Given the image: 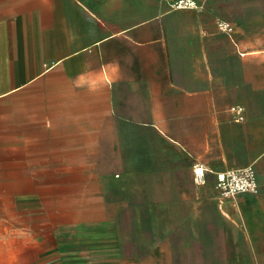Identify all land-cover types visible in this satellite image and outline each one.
I'll list each match as a JSON object with an SVG mask.
<instances>
[{
  "label": "crops",
  "instance_id": "crops-1",
  "mask_svg": "<svg viewBox=\"0 0 264 264\" xmlns=\"http://www.w3.org/2000/svg\"><path fill=\"white\" fill-rule=\"evenodd\" d=\"M177 2L0 0V150L50 168L56 183L82 171L103 182L93 168L131 165L133 182L116 180V200L134 223L164 216L170 229L219 231L223 221L228 246H259L264 0ZM102 66L95 91L76 86ZM196 162L210 169L204 185ZM251 164L258 191L219 198L216 174ZM39 174L26 171L25 181Z\"/></svg>",
  "mask_w": 264,
  "mask_h": 264
},
{
  "label": "rangeland",
  "instance_id": "rangeland-1",
  "mask_svg": "<svg viewBox=\"0 0 264 264\" xmlns=\"http://www.w3.org/2000/svg\"><path fill=\"white\" fill-rule=\"evenodd\" d=\"M21 154L0 150V264H264V240L228 246L223 221L219 231L170 229L164 216L134 223L116 200L131 165L93 168L103 182L82 171L56 183L50 168L23 167ZM26 171L40 174L26 182Z\"/></svg>",
  "mask_w": 264,
  "mask_h": 264
},
{
  "label": "built area",
  "instance_id": "built-area-1",
  "mask_svg": "<svg viewBox=\"0 0 264 264\" xmlns=\"http://www.w3.org/2000/svg\"><path fill=\"white\" fill-rule=\"evenodd\" d=\"M178 6L197 8L202 6L201 0H178ZM220 26L229 32L233 30L230 23L222 21ZM233 118L237 122L245 120V108L242 105H234L231 108ZM210 169L199 162L193 166L194 181L198 185L207 182V174ZM215 189L219 198H234L244 193H256L258 191L257 171L254 165L230 168L216 174Z\"/></svg>",
  "mask_w": 264,
  "mask_h": 264
},
{
  "label": "clouds",
  "instance_id": "clouds-1",
  "mask_svg": "<svg viewBox=\"0 0 264 264\" xmlns=\"http://www.w3.org/2000/svg\"><path fill=\"white\" fill-rule=\"evenodd\" d=\"M102 69L97 70H90L87 72H82L77 75L75 84L77 87H87L90 91H95L97 89L98 84L101 82L100 80V72L103 71Z\"/></svg>",
  "mask_w": 264,
  "mask_h": 264
}]
</instances>
